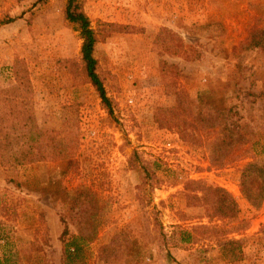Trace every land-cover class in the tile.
<instances>
[{
    "label": "rangeland",
    "instance_id": "374dc122",
    "mask_svg": "<svg viewBox=\"0 0 264 264\" xmlns=\"http://www.w3.org/2000/svg\"><path fill=\"white\" fill-rule=\"evenodd\" d=\"M66 1L0 0V114L10 112L22 59L32 92L21 95L45 155L0 161V264H61L65 225L93 236L86 264H264V199L253 205L240 188L247 162L264 165V46L245 47L252 29H264V0H79L99 35L94 56L111 113L82 70ZM177 102L183 134L154 119ZM65 117L78 127L73 162L51 158ZM230 137L240 155L245 141L253 147L220 164ZM146 160L159 165L152 187ZM186 179L228 191L238 216L187 206ZM77 189L91 198L75 202ZM199 224L224 228L182 243L179 229ZM110 242L105 262L99 248Z\"/></svg>",
    "mask_w": 264,
    "mask_h": 264
},
{
    "label": "trees",
    "instance_id": "16d2710c",
    "mask_svg": "<svg viewBox=\"0 0 264 264\" xmlns=\"http://www.w3.org/2000/svg\"><path fill=\"white\" fill-rule=\"evenodd\" d=\"M65 18L74 24L79 31L82 40L80 45V61L82 70L87 80L93 85L97 91L101 102L105 108L111 113V101L106 93L103 81L97 71V59L94 56L95 45L99 39L97 31L92 27L91 21L84 12L82 4L79 0H67L65 5ZM4 22V21H3ZM6 22V21H5ZM127 28V27H126ZM169 34L174 37L169 31ZM179 39V38H176ZM264 46V29L254 28L250 32V36L245 45L246 48H257ZM13 72L16 79L14 88H17V94L14 95L11 101L10 112L8 115L1 116L0 114V161L8 165H25L27 163L41 161L45 158L41 147V130L39 128L34 112L25 107L28 103L23 93L32 92V83L29 77L26 66L22 59H16L13 64ZM64 106V112L68 109ZM180 104L177 102L171 107L160 106L156 109L155 122L161 127H175L183 134L185 130L183 126L189 124L182 117ZM5 116H9L7 126H4ZM63 131L58 132L52 137V160H67L73 162V159L78 150V127L75 119L65 117L62 123ZM3 130H6L5 132ZM222 141L225 139H221ZM235 139L232 137L227 140L226 154L224 161L220 164H225L235 158L245 157L253 147V143L245 141L244 155H240L238 149L234 148ZM218 143V142H217ZM216 145H220L219 142ZM14 148H18L15 150ZM159 167L155 161H145V179L149 180V185L152 187V182L155 179V168ZM154 178V179H153ZM240 188L243 195L253 204L258 205L264 199V165L256 162H247L243 167L240 175ZM184 189L187 192L183 193L186 199L187 206L205 205L206 210H213L222 218H236L239 208L233 196L221 187H212L201 184L198 180L186 179ZM201 192V194H199ZM90 192L87 189H77L74 192V201L80 200L81 197L87 198ZM91 197L89 196V199ZM209 199H213L209 203ZM91 202V201H90ZM91 207L96 212L97 205L91 202ZM94 219H91L93 223ZM224 228V226H222ZM218 226H208L205 224L192 225L190 229H179L178 233L180 240L185 244H194L200 239V234L212 231L213 229H222ZM223 230V229H222ZM226 230V229H225ZM93 236L85 234L69 235L68 229L65 228L61 234L62 250L61 264H86L87 253L86 247ZM177 244V243H175ZM112 242L102 245L99 248V259L108 261L111 256Z\"/></svg>",
    "mask_w": 264,
    "mask_h": 264
}]
</instances>
